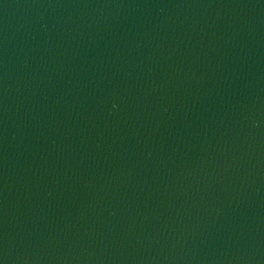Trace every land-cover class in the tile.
<instances>
[{"label": "water", "instance_id": "95a60500", "mask_svg": "<svg viewBox=\"0 0 264 264\" xmlns=\"http://www.w3.org/2000/svg\"><path fill=\"white\" fill-rule=\"evenodd\" d=\"M0 264H264V0H0Z\"/></svg>", "mask_w": 264, "mask_h": 264}]
</instances>
